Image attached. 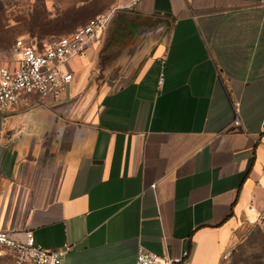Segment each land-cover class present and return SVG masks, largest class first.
<instances>
[{
	"label": "crops",
	"instance_id": "obj_1",
	"mask_svg": "<svg viewBox=\"0 0 264 264\" xmlns=\"http://www.w3.org/2000/svg\"><path fill=\"white\" fill-rule=\"evenodd\" d=\"M124 8L168 30L131 71L91 86L104 34L60 99L0 110V230L67 248L62 264H135L141 247L224 264L250 207L264 211V0H113L108 11Z\"/></svg>",
	"mask_w": 264,
	"mask_h": 264
},
{
	"label": "rangeland",
	"instance_id": "obj_2",
	"mask_svg": "<svg viewBox=\"0 0 264 264\" xmlns=\"http://www.w3.org/2000/svg\"><path fill=\"white\" fill-rule=\"evenodd\" d=\"M53 12L44 10L40 2L0 0V65L12 58L18 37L51 41L74 31L98 13L111 9L113 0H57ZM160 22L138 20L129 9L117 10L104 39L87 67L91 86L122 77L135 66L132 55L147 40L167 37L168 30ZM0 264H15L9 253L0 250ZM224 264H264V219L243 220L235 230L224 254Z\"/></svg>",
	"mask_w": 264,
	"mask_h": 264
},
{
	"label": "built area",
	"instance_id": "obj_3",
	"mask_svg": "<svg viewBox=\"0 0 264 264\" xmlns=\"http://www.w3.org/2000/svg\"><path fill=\"white\" fill-rule=\"evenodd\" d=\"M112 16V11L97 14L74 31L47 42L18 37L11 60L0 65V110L16 107L26 95L60 99L74 81L73 61L89 56L90 48L107 31ZM250 210L256 213L249 218L250 222L264 219V211H258L254 206ZM21 234L0 230V250L11 253L16 264H62L67 248H45L35 242L32 231ZM188 255L189 252L184 251L181 256L173 257L141 247L135 264H186Z\"/></svg>",
	"mask_w": 264,
	"mask_h": 264
},
{
	"label": "trees",
	"instance_id": "obj_4",
	"mask_svg": "<svg viewBox=\"0 0 264 264\" xmlns=\"http://www.w3.org/2000/svg\"><path fill=\"white\" fill-rule=\"evenodd\" d=\"M68 34V33H67ZM64 35V34H63ZM59 36H61V35H59ZM24 37H26V36H24ZM30 37V36H29ZM16 41V40H15ZM15 43V42H14ZM14 45V44H13ZM9 255L11 256V258L13 259V261L15 262V264H16V261H15V258H14V256L11 254V253H9ZM28 264V263H27Z\"/></svg>",
	"mask_w": 264,
	"mask_h": 264
}]
</instances>
